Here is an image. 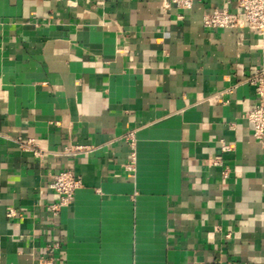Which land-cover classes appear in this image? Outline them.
<instances>
[{"label":"crops","instance_id":"0c3cea01","mask_svg":"<svg viewBox=\"0 0 264 264\" xmlns=\"http://www.w3.org/2000/svg\"><path fill=\"white\" fill-rule=\"evenodd\" d=\"M222 8L239 10L0 0V264H264V138L245 118L264 36L206 28ZM61 170L82 186L54 212Z\"/></svg>","mask_w":264,"mask_h":264},{"label":"built area","instance_id":"2783aa9c","mask_svg":"<svg viewBox=\"0 0 264 264\" xmlns=\"http://www.w3.org/2000/svg\"><path fill=\"white\" fill-rule=\"evenodd\" d=\"M239 10L233 12L228 8L214 9L204 16L203 24L206 28H233L238 30L251 29L262 37L264 36V0H236ZM195 0H164L165 7L175 5L181 8H191ZM255 91V103L253 107L245 114V118L253 124V136L261 140L264 138V67H259L245 77ZM126 140L135 146L134 132H129L125 136ZM23 149L30 151L37 159H42L46 150L41 148L34 139L22 142ZM224 151L230 150L229 144L222 143ZM89 148L76 147L74 149H65V154L85 153ZM82 186V180L71 170H61L52 174L49 184L50 189L59 195V201L52 205L55 212L62 206H68L72 203L75 194ZM15 212L10 210L9 215L13 216ZM50 264V263H49Z\"/></svg>","mask_w":264,"mask_h":264}]
</instances>
